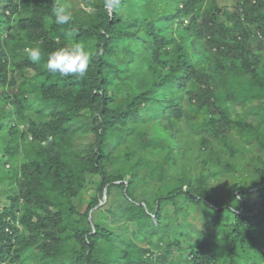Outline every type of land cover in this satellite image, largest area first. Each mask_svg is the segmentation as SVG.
<instances>
[{"label":"trees","instance_id":"trees-1","mask_svg":"<svg viewBox=\"0 0 264 264\" xmlns=\"http://www.w3.org/2000/svg\"><path fill=\"white\" fill-rule=\"evenodd\" d=\"M85 1L61 26L52 0H0V264H264V0ZM72 39L83 79L46 68Z\"/></svg>","mask_w":264,"mask_h":264},{"label":"clouds","instance_id":"clouds-1","mask_svg":"<svg viewBox=\"0 0 264 264\" xmlns=\"http://www.w3.org/2000/svg\"><path fill=\"white\" fill-rule=\"evenodd\" d=\"M121 0H103V6L110 13L119 8ZM51 16L57 25H69L74 23V12L70 0H52ZM76 29L73 27L66 35L73 37ZM24 53L34 63H39L44 57V52L39 46H27ZM93 59L92 50L79 40L72 39L65 45L47 53L46 68L51 74H59L60 77H72L83 79L88 72Z\"/></svg>","mask_w":264,"mask_h":264},{"label":"rangeland","instance_id":"rangeland-1","mask_svg":"<svg viewBox=\"0 0 264 264\" xmlns=\"http://www.w3.org/2000/svg\"><path fill=\"white\" fill-rule=\"evenodd\" d=\"M219 3L223 6V7H228L232 9L233 3L235 0H218ZM70 3L72 5L73 8V12H79L80 15L83 14V11H92L93 8L91 7L90 4H87V2L85 0H70ZM16 18H19L16 16ZM187 20H185V23L187 24ZM199 55L197 54V57ZM32 71L28 70L25 72V74L27 76H31ZM19 79H22V76L19 74ZM232 92L235 90V88H231ZM6 108H10V106H6ZM233 109V108H232ZM236 109V108H234ZM237 112H240V109L237 110ZM89 113H85L82 118L76 120L75 122H73V124H71V126L75 129L81 130L83 129V127L89 125L91 123V119L88 117ZM258 116H256L257 118V122L261 120L260 116L262 115L261 113L257 114ZM29 124H22L20 126V128L22 130H26L28 129ZM4 132H8V128H6L4 130ZM4 141H7V136L3 137ZM27 141H31L32 140V136L31 134L28 133V138H26ZM95 141V137L94 134L90 133V132H80L75 139V148L76 150H84V149H88ZM44 144V143H43ZM224 186L221 187H216L215 188V194L217 195L218 192H222ZM6 188V184L0 186V194H2L4 192ZM97 193V188L96 186L93 184L89 185V189L88 192L86 193V195L88 197H93L94 195H96ZM115 195V203H114V209L117 212V217L115 219V221H113V227L115 228V230H117L119 233H122L124 235H130V227L127 226L126 224H124V220H125V216H126V210L129 206V203L127 201V199L124 197V192L120 189L117 190V192L114 194ZM7 197L6 193L2 194L0 199H5ZM86 198L82 197V195L80 196V198H78L76 200V203L79 207V211H82L85 209L87 203H86ZM22 228V226H20ZM31 261V259L27 260V263H29Z\"/></svg>","mask_w":264,"mask_h":264}]
</instances>
